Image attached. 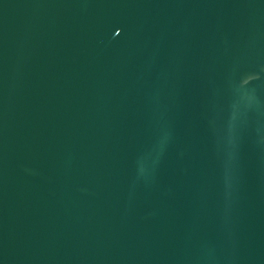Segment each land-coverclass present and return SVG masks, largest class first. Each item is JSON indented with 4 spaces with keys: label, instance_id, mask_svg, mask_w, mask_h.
<instances>
[{
    "label": "water",
    "instance_id": "1",
    "mask_svg": "<svg viewBox=\"0 0 264 264\" xmlns=\"http://www.w3.org/2000/svg\"><path fill=\"white\" fill-rule=\"evenodd\" d=\"M0 264H264V0H0Z\"/></svg>",
    "mask_w": 264,
    "mask_h": 264
}]
</instances>
